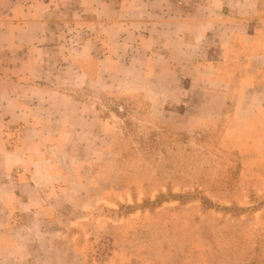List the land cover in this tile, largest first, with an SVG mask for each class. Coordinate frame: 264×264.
I'll use <instances>...</instances> for the list:
<instances>
[{
    "label": "rangeland",
    "instance_id": "rangeland-1",
    "mask_svg": "<svg viewBox=\"0 0 264 264\" xmlns=\"http://www.w3.org/2000/svg\"><path fill=\"white\" fill-rule=\"evenodd\" d=\"M159 71L79 95L96 122L56 143L52 218L3 234L0 264H264V108L234 122L236 93Z\"/></svg>",
    "mask_w": 264,
    "mask_h": 264
},
{
    "label": "crops",
    "instance_id": "crops-1",
    "mask_svg": "<svg viewBox=\"0 0 264 264\" xmlns=\"http://www.w3.org/2000/svg\"><path fill=\"white\" fill-rule=\"evenodd\" d=\"M184 5L0 0V237L52 218L63 186L52 179L56 143L73 136L72 124L96 122L95 105L79 95L104 92V76L160 69L193 77L180 81L185 90L218 85L237 95L234 122L264 108V0Z\"/></svg>",
    "mask_w": 264,
    "mask_h": 264
},
{
    "label": "built area",
    "instance_id": "built-area-1",
    "mask_svg": "<svg viewBox=\"0 0 264 264\" xmlns=\"http://www.w3.org/2000/svg\"><path fill=\"white\" fill-rule=\"evenodd\" d=\"M177 5L183 6L185 4V0H177L176 1ZM185 6V5H184Z\"/></svg>",
    "mask_w": 264,
    "mask_h": 264
}]
</instances>
